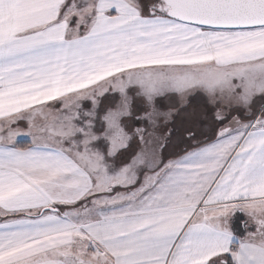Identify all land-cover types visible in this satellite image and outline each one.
<instances>
[{"label":"snow or ice","instance_id":"6c2138e0","mask_svg":"<svg viewBox=\"0 0 264 264\" xmlns=\"http://www.w3.org/2000/svg\"><path fill=\"white\" fill-rule=\"evenodd\" d=\"M0 264H264V0H0Z\"/></svg>","mask_w":264,"mask_h":264}]
</instances>
